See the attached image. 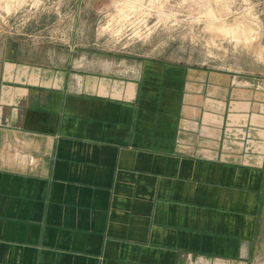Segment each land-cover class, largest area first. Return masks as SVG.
<instances>
[{
  "label": "crops",
  "instance_id": "0c3cea01",
  "mask_svg": "<svg viewBox=\"0 0 264 264\" xmlns=\"http://www.w3.org/2000/svg\"><path fill=\"white\" fill-rule=\"evenodd\" d=\"M264 82L143 60L0 74V264H253Z\"/></svg>",
  "mask_w": 264,
  "mask_h": 264
},
{
  "label": "rangeland",
  "instance_id": "374dc122",
  "mask_svg": "<svg viewBox=\"0 0 264 264\" xmlns=\"http://www.w3.org/2000/svg\"><path fill=\"white\" fill-rule=\"evenodd\" d=\"M152 59L264 82V0H0V74L20 64L120 77Z\"/></svg>",
  "mask_w": 264,
  "mask_h": 264
}]
</instances>
